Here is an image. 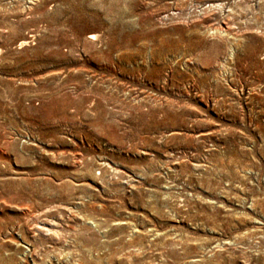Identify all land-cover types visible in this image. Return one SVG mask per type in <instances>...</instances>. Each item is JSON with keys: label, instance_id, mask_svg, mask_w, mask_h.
I'll return each instance as SVG.
<instances>
[{"label": "rangeland", "instance_id": "374dc122", "mask_svg": "<svg viewBox=\"0 0 264 264\" xmlns=\"http://www.w3.org/2000/svg\"><path fill=\"white\" fill-rule=\"evenodd\" d=\"M0 264H264V0H0Z\"/></svg>", "mask_w": 264, "mask_h": 264}]
</instances>
